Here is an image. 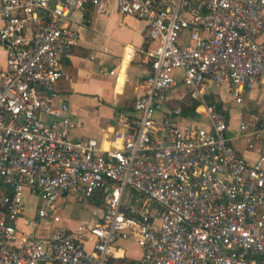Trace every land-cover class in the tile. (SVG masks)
I'll list each match as a JSON object with an SVG mask.
<instances>
[{"label": "built area", "instance_id": "2783aa9c", "mask_svg": "<svg viewBox=\"0 0 264 264\" xmlns=\"http://www.w3.org/2000/svg\"><path fill=\"white\" fill-rule=\"evenodd\" d=\"M110 2L146 22L108 70L113 92L134 53L146 73L109 133L72 137L54 87L79 37L70 14ZM0 43V264H264V153L249 163L234 149L210 89L239 103L264 84V0H0ZM184 96L188 112L167 103ZM255 121L238 124L247 147ZM25 193L55 225L44 236L18 235ZM65 196L93 199L97 220L56 225Z\"/></svg>", "mask_w": 264, "mask_h": 264}, {"label": "crops", "instance_id": "0c3cea01", "mask_svg": "<svg viewBox=\"0 0 264 264\" xmlns=\"http://www.w3.org/2000/svg\"><path fill=\"white\" fill-rule=\"evenodd\" d=\"M113 8L112 12L106 10L105 13H96L88 7L86 15L80 10H74L70 14L69 22L78 30L79 37L76 44L72 45L62 58L61 75L54 87L57 99L66 100L71 111L73 125L70 136L72 137L89 135L100 139L104 134L109 133L115 125L114 109H123L128 105L140 90L138 82L146 73L147 63L140 54L134 53L124 69L125 80L122 92L117 94L113 92L112 78L108 70L118 66L124 44L129 43L137 47L144 43L143 30L146 24L143 19L122 15L114 5ZM4 62V45L0 43V67L4 66ZM215 86H223L226 91L225 84ZM215 96L225 108L228 120L227 135L231 144L247 162L252 163L259 154L264 153V84H257L243 93L239 103L232 102L227 94L228 104L225 105L218 93ZM103 107H108L110 111L107 112L102 109ZM251 116L256 117V133L253 136L252 146L247 147L246 136L242 130H239L238 124L239 121L249 119ZM249 129L251 127H247L245 131ZM102 145L106 146V143L102 142ZM27 197H32L31 201L36 200L35 196L24 194L23 210L14 221L18 235L24 233L35 236L34 231L40 225L39 229L43 231L40 236H44L55 225L46 227L38 220L36 214L32 217L23 216L24 210L30 205ZM83 221L95 220L83 219ZM61 225L70 227L66 224ZM122 241L129 245L134 243L131 240L119 241L127 255L126 244L123 245ZM138 254L139 250L135 255L127 256L136 257Z\"/></svg>", "mask_w": 264, "mask_h": 264}, {"label": "rangeland", "instance_id": "374dc122", "mask_svg": "<svg viewBox=\"0 0 264 264\" xmlns=\"http://www.w3.org/2000/svg\"><path fill=\"white\" fill-rule=\"evenodd\" d=\"M107 10L111 12L114 10L112 2L108 4ZM106 12V11H105ZM103 12V13H105ZM121 16V15H120ZM110 53V52H109ZM107 53V54H109ZM211 91L214 95L219 94V97L222 99L225 105L228 104V97L227 93L223 86L217 87L212 85L210 87ZM217 92V93H216ZM102 109L106 110L107 112L110 111L109 108L103 107ZM120 109H114V115H117ZM30 201V205L24 210L23 216L25 217H32L36 213V208L38 206L37 199L34 201L32 197H27ZM65 198V199H64ZM61 197L56 201V213L60 216V220L56 222V225L66 224L70 227H73L75 223L79 220L83 219H91L97 220L99 211L96 207L95 201L93 199H84V200H74L72 197ZM40 225L36 228L35 236L42 235L43 231L39 229ZM122 244H126V254L127 255H135L136 252L139 250V247L135 246L134 244H128L125 241H122ZM129 246V247H128Z\"/></svg>", "mask_w": 264, "mask_h": 264}, {"label": "trees", "instance_id": "16d2710c", "mask_svg": "<svg viewBox=\"0 0 264 264\" xmlns=\"http://www.w3.org/2000/svg\"><path fill=\"white\" fill-rule=\"evenodd\" d=\"M88 7H90V6L86 5L84 7V9L82 10L84 15L87 14V9L86 8H88ZM210 95L211 96H210L209 99H212V94L210 93ZM167 103H168L169 106H174V105L178 104L181 107V109L183 110V112H188L196 104V102L194 100L189 99L187 96H184L181 100L168 101ZM219 104H220V101L218 100L217 101V105H219Z\"/></svg>", "mask_w": 264, "mask_h": 264}]
</instances>
